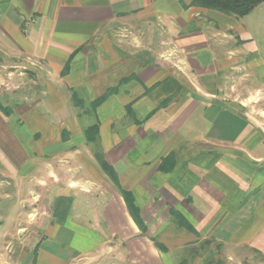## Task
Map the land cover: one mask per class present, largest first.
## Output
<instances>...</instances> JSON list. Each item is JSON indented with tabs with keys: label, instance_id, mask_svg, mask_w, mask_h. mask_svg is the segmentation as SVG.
<instances>
[{
	"label": "crops",
	"instance_id": "1",
	"mask_svg": "<svg viewBox=\"0 0 264 264\" xmlns=\"http://www.w3.org/2000/svg\"><path fill=\"white\" fill-rule=\"evenodd\" d=\"M190 2L0 0V264H264V58Z\"/></svg>",
	"mask_w": 264,
	"mask_h": 264
},
{
	"label": "trees",
	"instance_id": "2",
	"mask_svg": "<svg viewBox=\"0 0 264 264\" xmlns=\"http://www.w3.org/2000/svg\"><path fill=\"white\" fill-rule=\"evenodd\" d=\"M263 3L264 0H191L189 6L200 11L216 12L228 17L243 18L253 13ZM90 133L92 134V142H94L96 139V128H93ZM98 163L100 168L106 172L107 169L103 165L100 154L98 155ZM191 258L192 256L181 258L178 264H191Z\"/></svg>",
	"mask_w": 264,
	"mask_h": 264
},
{
	"label": "rangeland",
	"instance_id": "3",
	"mask_svg": "<svg viewBox=\"0 0 264 264\" xmlns=\"http://www.w3.org/2000/svg\"><path fill=\"white\" fill-rule=\"evenodd\" d=\"M240 23L243 27L250 31L253 40L259 47L263 58H264V4L257 7L253 13H250L248 16L243 18L230 17ZM148 25H145V28L148 29ZM165 37V35H164ZM255 86V84H253ZM249 86V85H248ZM257 93V97L248 98V105L251 106L255 111L261 114L264 111V90ZM261 123L264 121V117H259ZM93 150V149H92ZM91 151V148H90ZM93 152V151H92ZM73 167V166H72ZM204 249L207 250L209 247H206L205 244L197 247L196 250Z\"/></svg>",
	"mask_w": 264,
	"mask_h": 264
}]
</instances>
